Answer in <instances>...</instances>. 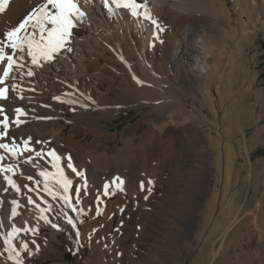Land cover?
I'll use <instances>...</instances> for the list:
<instances>
[{
    "label": "bare ground",
    "instance_id": "bare-ground-1",
    "mask_svg": "<svg viewBox=\"0 0 264 264\" xmlns=\"http://www.w3.org/2000/svg\"><path fill=\"white\" fill-rule=\"evenodd\" d=\"M38 2L42 0H10L6 15L0 14V30L18 24ZM137 3L147 4L163 31L142 17H132L127 9H117L113 14L104 7L103 0H91L90 4L78 0L87 17L74 29L67 47L41 67L31 65L30 58H26L25 74L13 73L15 79L0 84L9 86L6 109L21 107L27 113L21 117L26 123L19 129L10 125V132L16 133L19 155L0 149V155L5 157L0 164L19 162L16 172L7 175L21 186L17 193L3 179L5 173H0V223L4 225L0 232L9 231L13 223L17 227L37 223V209L28 204L27 195L41 207L47 206L44 201L56 210L62 207L59 198L53 200L43 191L44 178L39 175L45 168L55 171L47 155L50 150L61 156V166L73 180L69 195L75 197V190L82 183L66 168L69 156L87 180V195L80 192V207L91 214L92 220L85 222L84 216L68 213L84 221L77 223L80 244H76L75 230L62 216L47 213L64 230L58 231L41 220L35 237L21 232L14 243L18 245L20 239L29 243L32 254L25 257L28 262L43 258L52 260V264H63L64 231L72 234L81 251H88L86 264H136L147 259V252L153 250L167 230L189 234L195 228L198 214L187 210L185 200L189 198L185 192L192 194L194 202L201 206L203 192L192 188L203 175V167H209L214 177L204 205L206 215L197 235L198 245L208 236V229H221L222 236H227L234 226L236 214L225 223L219 219L224 211L221 213L218 203V185L221 184L223 198L230 184H244L252 178V171L247 170L253 163L245 119L256 122L262 117L257 115V105H264V89L257 91L262 83L259 54L252 53L258 49L259 34H264V0ZM28 66L34 72L31 77L26 75ZM2 71L0 63V75ZM13 84L16 89H12ZM254 93L256 99L251 102ZM54 96L61 100L53 99ZM132 109L143 114L123 127L129 134H119L117 130L111 133L108 121L117 118L122 110ZM259 133V140H264V127ZM89 134L92 141L85 142ZM111 135L117 139L114 145L108 142ZM29 136V150H24L23 140ZM0 142L12 141L5 137ZM36 152L43 155L37 157ZM29 155L40 164L39 168L23 164ZM29 175L33 180L26 179ZM154 176L149 193L147 181ZM117 177L124 181V192L102 197V202H98L96 197L103 193L104 184L114 187ZM37 180L41 183L37 184ZM141 181L145 190L140 188ZM49 186L56 190L54 183ZM4 188L9 191L4 192ZM13 199L21 206L17 209L19 215L10 218ZM97 206L102 209L101 215H97ZM124 207L126 210L121 211ZM180 211L191 215L186 222L180 218ZM115 214H121L116 227L112 226ZM3 252L0 238V253ZM6 255H0V264H13ZM215 255L216 251L210 252V258Z\"/></svg>",
    "mask_w": 264,
    "mask_h": 264
},
{
    "label": "snow or ice",
    "instance_id": "snow-or-ice-1",
    "mask_svg": "<svg viewBox=\"0 0 264 264\" xmlns=\"http://www.w3.org/2000/svg\"><path fill=\"white\" fill-rule=\"evenodd\" d=\"M10 0H0V14L6 15V9L9 8ZM85 3L90 4L91 0H85ZM104 7L108 8L113 14H116L117 9L129 10L132 17H142L144 20L151 22L158 31H163L158 19H156L147 4L137 3V0H103ZM87 17V13L81 9L78 4V0H42L38 2L31 12L18 24L7 25L6 30H0V63H3L2 75H0V84H4L9 78L15 79L13 73H21L26 67L25 60L30 58V64L41 67L43 63L53 61L60 51L67 47L72 40L74 29ZM70 50V49H68ZM123 59V57H121ZM6 62V63H4ZM26 75L31 77L34 75L32 68L27 67ZM133 79L137 83H142L137 77L133 76ZM17 85L13 84L12 89H16ZM67 95V94H66ZM24 99L22 95L19 97ZM10 99L9 89L7 87H0V140L5 137L11 139V143L0 142V149L9 151L12 156L19 155V146L16 144L15 132H10V125L16 129L26 123L25 120L21 119L22 116H26L27 113L21 107L15 109H6V102ZM53 99L60 101V96H54ZM90 99V98H89ZM69 103L75 104V100H69ZM87 107V105H84ZM119 107V106H117ZM14 117V118H12ZM31 136L23 140L24 150H29V141ZM39 141H37L38 143ZM42 152H36L37 157H41ZM47 155L51 157V166L55 170L49 172L47 168L41 170L39 175L44 178L43 191L47 192L53 200L59 198L63 205L59 210L53 208L52 204L47 201L44 203L46 207H41L39 203L33 200L31 195H27L28 204L35 205L37 209V223L32 226L17 227L14 223L10 225V230L7 232H0V238H3L4 252L0 253L3 255L6 253V260H10L13 264H25V257L32 254V250L29 248V243L23 239H20L19 244L14 243V240L19 239L21 232L28 234L31 233L35 237L40 229L39 221H43L45 224L50 225L52 228L58 231H63L59 224L54 223L49 219L47 213H55L56 216L63 217L65 223L70 225L75 230L76 244H80V231L77 228V223L82 224V219L74 218L69 215V211L77 213V217L85 215V209L80 207L82 200L80 192L83 190L84 194L87 195V180L84 178V173L78 171L72 163V158L69 156L66 161V168L70 169L75 176L81 178V185L75 190V197L69 195V190L72 187L73 180L65 174V167L61 166V156L57 155L55 150H50ZM5 157L0 155V161H3ZM23 164H30L33 168H39L40 164L34 162L31 155L23 161ZM19 167V162L13 164L3 165L0 164V173H5L3 179L17 193L21 191V186L11 175L7 173H15ZM23 175V173H20ZM28 180H33V176L29 175L26 177ZM54 183L56 190H53L49 184ZM37 184L41 181L37 180ZM114 187L109 183H105L103 186V193L97 194V201L102 202V197H110L116 195L117 192H124L123 184L124 181L119 177L113 182ZM147 191H152V185L154 181L149 178L147 181ZM24 188H28V185H23ZM141 190H145V184L143 181L140 183ZM4 192H8V188L3 189ZM33 191V189H29ZM145 199L148 197L145 196ZM3 202L0 201V204ZM11 217L14 218L19 215L17 209L21 206L19 201L13 199L11 201ZM123 211V208L120 209ZM102 209L97 206V215L101 214ZM27 225V221H25ZM3 223H0V228H3ZM95 231V229H93ZM31 243L36 245V250H39V245L36 244L35 239H32ZM24 255H21V252Z\"/></svg>",
    "mask_w": 264,
    "mask_h": 264
},
{
    "label": "rangeland",
    "instance_id": "rangeland-1",
    "mask_svg": "<svg viewBox=\"0 0 264 264\" xmlns=\"http://www.w3.org/2000/svg\"><path fill=\"white\" fill-rule=\"evenodd\" d=\"M256 43L258 49L254 48L252 53L258 52L259 54L258 61L260 64L258 69L261 72L259 79L262 80V83L257 86V91L260 92L258 89H264L263 33L259 34ZM255 99L256 94L254 93L250 100L252 102L255 101ZM262 101H264V96ZM257 110V115H262L260 119H257L256 122L252 119L249 120L248 117L245 119L247 122L246 133L248 143L250 144V156L253 163L252 167H247L248 171H252L251 182L247 181L244 184L239 183L238 185L230 184L223 198L221 184H219L220 186L218 185L220 188V200L218 199V203L221 208V213L224 211L221 214V218H219L220 221L225 223L231 216L236 214L234 226L229 230L227 236H222L221 229H211V231L210 229H206L208 236L204 237V241L201 245L197 243V235L203 229L206 215L204 205L213 188V182L211 180L214 177L213 171L209 167H203L200 174L204 176L202 175L200 179H198L196 187L192 188L194 191L203 192L204 199L203 203L200 204L201 206L194 202L195 200L192 194L185 192L189 198L185 200L187 210H195L198 214L195 228L189 234L183 233L181 230L176 232L171 229L167 230L166 234H162V237L157 239L156 245L152 248L153 250L147 252V259H145V257L143 260H138L136 264H264V140H259V130L264 127V105H257ZM142 114V111L138 112L136 109L122 110L117 118L113 119V121H108V124L111 125V133L117 130L119 134L124 132L128 135L129 132L124 131L123 127L129 122H135ZM248 115L249 113L245 114V116ZM228 117L230 119L231 116ZM142 131L143 130H140L141 133ZM108 139V142L112 145H114L117 140L116 137L112 135ZM91 141L92 137L89 134L85 142ZM105 145L106 144H103V147ZM205 161L206 160H204V165ZM155 179L156 176L152 177L154 182ZM70 189H72V187ZM124 210H126V207H124L123 211ZM180 213V218L185 222L191 216L186 211H180ZM120 217L121 214H115L113 216L112 226L116 227V223ZM90 220H92L91 214L85 212L84 221L88 222ZM77 226L80 228V224ZM61 238L64 241L62 246L64 256L61 259V263L86 264V262H88V251H81L77 247L73 241L72 234L68 231H64ZM162 241L164 243H162ZM161 243L163 244L162 247H160ZM211 251H216L214 258H210ZM120 256L121 253H119V257ZM52 263V260L44 261L43 258H38L37 262L29 259L28 262V259L25 258V264Z\"/></svg>",
    "mask_w": 264,
    "mask_h": 264
}]
</instances>
